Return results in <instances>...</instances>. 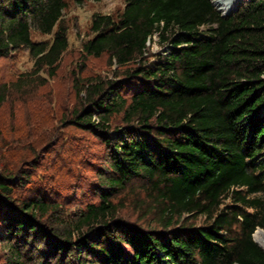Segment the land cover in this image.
<instances>
[{
    "label": "trees",
    "instance_id": "16d2710c",
    "mask_svg": "<svg viewBox=\"0 0 264 264\" xmlns=\"http://www.w3.org/2000/svg\"><path fill=\"white\" fill-rule=\"evenodd\" d=\"M65 8L0 0V57L26 49L33 60L12 85L55 75ZM90 31L83 57L122 69L73 83L71 123L104 145L98 201L16 197L28 173L0 171V264H264V0L226 14L211 0H125L93 14ZM128 197L144 224L119 215Z\"/></svg>",
    "mask_w": 264,
    "mask_h": 264
},
{
    "label": "rangeland",
    "instance_id": "374dc122",
    "mask_svg": "<svg viewBox=\"0 0 264 264\" xmlns=\"http://www.w3.org/2000/svg\"><path fill=\"white\" fill-rule=\"evenodd\" d=\"M65 1L63 18L67 26L68 48L54 76L40 72L35 77L41 79L37 77L32 79L33 82L28 79L30 82L25 86L12 85L10 82L32 70L33 60L26 49H19L9 57H0V85L10 83L0 103V171L5 174L28 173L23 186L15 188L16 197L43 191L48 197L57 198L73 210L76 206L84 207L87 203L98 201L93 184L96 169L104 156L102 142L92 133L71 123L72 112L78 103L73 83L77 78L92 75L110 79L122 76V69L110 62L106 54L97 58L83 57L81 44L92 36V15H116L123 10L125 0ZM239 1L231 0L228 10ZM214 6L225 12L219 6ZM51 37L32 33L34 40H48ZM156 40L154 38L149 43L150 55L161 50ZM115 72H118L116 77ZM130 198L119 215L130 223L144 224L132 207ZM2 253L0 249V261Z\"/></svg>",
    "mask_w": 264,
    "mask_h": 264
},
{
    "label": "bare ground",
    "instance_id": "6f19581e",
    "mask_svg": "<svg viewBox=\"0 0 264 264\" xmlns=\"http://www.w3.org/2000/svg\"><path fill=\"white\" fill-rule=\"evenodd\" d=\"M212 3L219 6V8H222L224 11H227L231 5V0H212ZM260 232V236L264 239V231L261 230Z\"/></svg>",
    "mask_w": 264,
    "mask_h": 264
}]
</instances>
